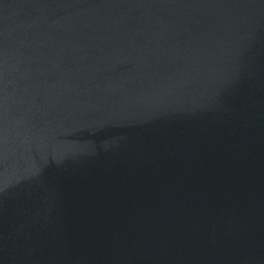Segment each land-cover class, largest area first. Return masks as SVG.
I'll use <instances>...</instances> for the list:
<instances>
[{
	"label": "water",
	"instance_id": "obj_1",
	"mask_svg": "<svg viewBox=\"0 0 264 264\" xmlns=\"http://www.w3.org/2000/svg\"><path fill=\"white\" fill-rule=\"evenodd\" d=\"M0 264H264V0H0Z\"/></svg>",
	"mask_w": 264,
	"mask_h": 264
}]
</instances>
